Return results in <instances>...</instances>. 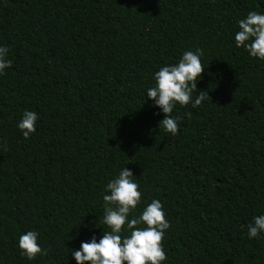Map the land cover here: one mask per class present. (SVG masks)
Instances as JSON below:
<instances>
[{"label":"trees","instance_id":"16d2710c","mask_svg":"<svg viewBox=\"0 0 264 264\" xmlns=\"http://www.w3.org/2000/svg\"><path fill=\"white\" fill-rule=\"evenodd\" d=\"M249 10L264 0H0V264H76L68 248L105 227L104 185L123 166L136 214L162 202L161 264H264V233L247 236L264 212V61L233 41ZM196 47L206 99L175 106L172 136L145 90ZM29 229L47 249L31 261L16 247Z\"/></svg>","mask_w":264,"mask_h":264},{"label":"clouds","instance_id":"9594fccd","mask_svg":"<svg viewBox=\"0 0 264 264\" xmlns=\"http://www.w3.org/2000/svg\"><path fill=\"white\" fill-rule=\"evenodd\" d=\"M236 26L234 45L242 47L249 57L264 61V12L249 10L236 20ZM8 52V46L0 44V75L12 63L7 58ZM203 55L199 47L186 49L174 63H166L152 73L154 84L146 88L145 100H150L158 108V113L164 114L158 121L159 130L175 136L180 120L178 115H172L175 106L190 104L196 108L206 99L205 91L197 92V81L205 69L201 62ZM37 119L35 111L23 110L16 123L23 138L27 139L35 132ZM134 176L129 168L123 166L104 185L100 224L105 227L99 226L101 232H92L87 240L80 241L78 248H68L76 264H84L85 261L88 264H161L166 260L161 241L170 224L165 218L162 202L152 198L136 214L137 205L141 203V191ZM262 233L264 212L254 215L247 225L249 239H259ZM38 238L39 232L32 229L19 234L16 247L22 257L31 261L37 254L46 255L47 249L42 247Z\"/></svg>","mask_w":264,"mask_h":264}]
</instances>
